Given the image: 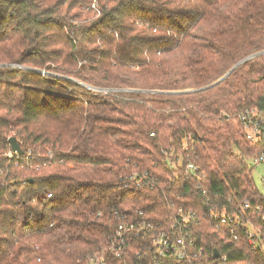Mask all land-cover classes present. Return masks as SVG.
Returning <instances> with one entry per match:
<instances>
[{
    "label": "trees",
    "instance_id": "obj_1",
    "mask_svg": "<svg viewBox=\"0 0 264 264\" xmlns=\"http://www.w3.org/2000/svg\"><path fill=\"white\" fill-rule=\"evenodd\" d=\"M246 109H264V0H0V264H264ZM179 210L194 260L134 233L114 255L121 221L172 232Z\"/></svg>",
    "mask_w": 264,
    "mask_h": 264
},
{
    "label": "built area",
    "instance_id": "obj_2",
    "mask_svg": "<svg viewBox=\"0 0 264 264\" xmlns=\"http://www.w3.org/2000/svg\"><path fill=\"white\" fill-rule=\"evenodd\" d=\"M43 75H53L58 77L64 76L54 74L48 71L38 70ZM68 79V78H67ZM71 80V79H70ZM78 83V82H77ZM80 84V83H78ZM92 91L95 92H117L119 90L116 89H99L95 87L85 86L80 84ZM237 120L241 123L245 129L247 137L254 141L258 134L264 131V109H246L238 114ZM12 153L17 154L16 152L11 151ZM30 152L27 153L26 158H30ZM11 156V154H8ZM261 159H253L252 163L260 162ZM188 169L196 170L193 164L188 165ZM130 182H134L136 186L141 185H150L151 187L154 186L155 182L151 175L144 173H134L128 176ZM264 182V177L261 178V184ZM251 208V204L248 201H245L241 205V209L243 211L248 210ZM254 208H258L255 206ZM264 218V217H263ZM195 220V213L192 211L183 212L182 210L178 211L177 216L174 218V221L171 224L172 232H167L165 230L156 231L154 235H152L153 228L147 220L141 221H121L115 230V233L111 240V248L114 251V255L119 257L122 255V251L125 249V245L127 240L132 236L144 235L152 237V246L155 247V252L157 256L162 258H169V259H177V260H189L190 262L194 260L196 257L195 245L196 241L194 238L191 237L189 231H187L188 223ZM237 226L241 225V222L238 218H236ZM245 225L248 227V242H254V237H259V230L256 229L253 224L250 222L249 219L246 218ZM180 230V234H176V231ZM233 238H235L233 236ZM148 251H151L149 249ZM198 253H202V249L198 250ZM104 254L101 253L100 255L94 254L90 259L88 264H102L104 261ZM218 256L217 258H219ZM223 261L226 258H222Z\"/></svg>",
    "mask_w": 264,
    "mask_h": 264
},
{
    "label": "water",
    "instance_id": "obj_3",
    "mask_svg": "<svg viewBox=\"0 0 264 264\" xmlns=\"http://www.w3.org/2000/svg\"><path fill=\"white\" fill-rule=\"evenodd\" d=\"M262 53H263V52H262ZM253 56H255V55H251L250 57H247L246 59L251 58V57H253ZM246 59H244L243 61H245ZM224 78H225V76H224L222 79H220L219 81H217L216 83H214V84H212V85H210V86H208V87H211V86L217 84L218 82H220V81L223 80ZM84 85H85V84H84ZM85 86H87V85H85ZM208 87H205V88H208ZM199 90H200V89H199ZM185 92H188V91H185ZM8 143H9V146H10L11 151L16 152V153H20V152H21V147H20V145H19V143L17 142V140H16L15 137H11V138H9V139H8ZM218 256H219V252H218L217 250H214V252H213V257H214V258H217Z\"/></svg>",
    "mask_w": 264,
    "mask_h": 264
},
{
    "label": "rangeland",
    "instance_id": "obj_4",
    "mask_svg": "<svg viewBox=\"0 0 264 264\" xmlns=\"http://www.w3.org/2000/svg\"><path fill=\"white\" fill-rule=\"evenodd\" d=\"M264 175V170L261 163H257L253 170V177L259 189L262 190L261 178Z\"/></svg>",
    "mask_w": 264,
    "mask_h": 264
}]
</instances>
